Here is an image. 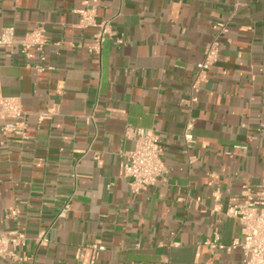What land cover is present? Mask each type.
<instances>
[{
    "label": "crops",
    "instance_id": "crops-1",
    "mask_svg": "<svg viewBox=\"0 0 264 264\" xmlns=\"http://www.w3.org/2000/svg\"><path fill=\"white\" fill-rule=\"evenodd\" d=\"M85 7L111 22L99 53L78 26ZM219 23V61L194 88ZM10 27L0 94L25 117L4 135L0 108V233L23 234L32 260L0 264H242L227 213L264 186V0H0V34ZM38 29L48 43L29 58L21 43ZM130 129L159 136L166 167L137 197ZM216 233L225 249L206 246Z\"/></svg>",
    "mask_w": 264,
    "mask_h": 264
},
{
    "label": "built area",
    "instance_id": "built-area-1",
    "mask_svg": "<svg viewBox=\"0 0 264 264\" xmlns=\"http://www.w3.org/2000/svg\"><path fill=\"white\" fill-rule=\"evenodd\" d=\"M79 15L78 26L80 29H95L96 34L92 45L89 47L90 53H99L107 38L112 37L113 31L111 22H98L97 10L95 7H85L77 12ZM228 33V26L225 23L217 25V33L205 50L203 60L196 65V83L205 82L208 79L209 70L219 61L221 36ZM15 29L13 27L5 29L0 34V48H10L15 46ZM48 43L43 29H38L30 33L21 43L22 53L27 57H32L30 51L42 53ZM118 44H123L119 39ZM41 71L42 68L38 67ZM1 117L8 120L2 133L20 134L24 127V112L19 102L3 97L0 94ZM50 114L42 115L46 119ZM89 120L94 123V116ZM194 128L191 120L183 133L184 140L190 144L193 142L192 130ZM128 135L134 141V148L125 153V163L123 165V176L129 180L131 194L134 197L146 192L150 187L165 179L166 167L163 162L164 148L159 136L148 129H130ZM68 205L60 214L67 212ZM228 216L237 220L240 225L241 237L234 240L230 249H240L243 253L242 264H264V186L257 190L246 189L235 201V205L229 209ZM39 243L47 242L45 235L38 239ZM26 237L18 231L11 233H0V261L26 262L32 260L25 256H20L19 251L25 247ZM210 248L225 249L219 243V236L216 233L212 242H206ZM101 246H92L93 253L104 251ZM95 264L93 257L88 263Z\"/></svg>",
    "mask_w": 264,
    "mask_h": 264
}]
</instances>
